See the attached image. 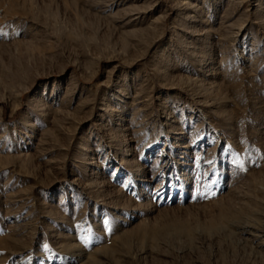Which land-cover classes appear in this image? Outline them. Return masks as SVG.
Returning <instances> with one entry per match:
<instances>
[{"label": "rangeland", "instance_id": "1", "mask_svg": "<svg viewBox=\"0 0 264 264\" xmlns=\"http://www.w3.org/2000/svg\"><path fill=\"white\" fill-rule=\"evenodd\" d=\"M0 264H264V0H0Z\"/></svg>", "mask_w": 264, "mask_h": 264}, {"label": "bare ground", "instance_id": "2", "mask_svg": "<svg viewBox=\"0 0 264 264\" xmlns=\"http://www.w3.org/2000/svg\"><path fill=\"white\" fill-rule=\"evenodd\" d=\"M119 150V149H118Z\"/></svg>", "mask_w": 264, "mask_h": 264}]
</instances>
